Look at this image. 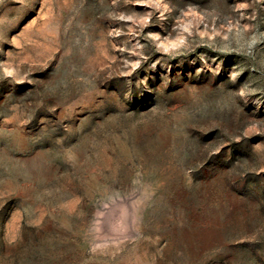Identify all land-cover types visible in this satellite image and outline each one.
I'll list each match as a JSON object with an SVG mask.
<instances>
[{
  "label": "rangeland",
  "instance_id": "obj_1",
  "mask_svg": "<svg viewBox=\"0 0 264 264\" xmlns=\"http://www.w3.org/2000/svg\"><path fill=\"white\" fill-rule=\"evenodd\" d=\"M0 264H264V0H0Z\"/></svg>",
  "mask_w": 264,
  "mask_h": 264
}]
</instances>
